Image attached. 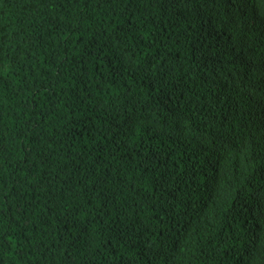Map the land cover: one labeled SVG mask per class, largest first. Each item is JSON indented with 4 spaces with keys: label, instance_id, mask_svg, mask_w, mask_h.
I'll list each match as a JSON object with an SVG mask.
<instances>
[{
    "label": "trees",
    "instance_id": "16d2710c",
    "mask_svg": "<svg viewBox=\"0 0 264 264\" xmlns=\"http://www.w3.org/2000/svg\"><path fill=\"white\" fill-rule=\"evenodd\" d=\"M0 264H264V0H0Z\"/></svg>",
    "mask_w": 264,
    "mask_h": 264
}]
</instances>
